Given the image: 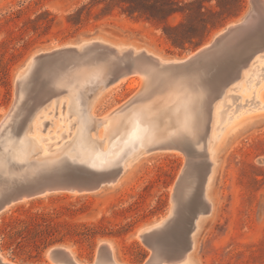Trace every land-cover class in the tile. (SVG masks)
Segmentation results:
<instances>
[{
    "label": "rangeland",
    "instance_id": "374dc122",
    "mask_svg": "<svg viewBox=\"0 0 264 264\" xmlns=\"http://www.w3.org/2000/svg\"><path fill=\"white\" fill-rule=\"evenodd\" d=\"M98 1L0 0V123L15 103L19 70L39 51L64 47L100 35L112 43L132 44L136 48L146 49L164 60L183 59L208 44L226 26L240 21L251 9V0H241L244 7L242 12L237 17H230L236 10V0H220L222 8L216 0H202L208 10L205 12L216 13L213 19L220 21V26L200 46L180 49L174 47L163 34V25L150 22L138 13L130 14V2L121 1L108 7L105 3L96 4ZM228 16L230 18L222 22ZM181 20L182 17L176 15L169 20V24L175 26ZM260 54L256 63L249 68L248 73L252 77H248L243 87L235 89L239 83L236 82L229 93V87L226 88L228 84L225 83L239 73L249 54L227 73L224 86H220L224 87L220 91H225L230 97L226 98L228 101L222 100L223 104L227 103L222 105V109L226 108L223 109V115L226 116L219 123L216 134L227 132L226 129L234 121H240L243 127L228 137L218 136L217 140L222 138V141L219 142L215 157L218 164L209 190L213 208L203 218L196 235V247L191 254L196 264H264V108H260L261 101H264V52ZM253 68L259 69L260 73H254ZM111 69L110 61L93 60L75 70L66 69L62 75L74 79L82 73L90 74V78L96 74L104 77ZM134 79L140 80V86H134ZM38 81L32 82V86L36 87ZM181 81L183 79L176 77L160 79L147 89V82L140 75H134L119 86L103 88L100 93H94L91 82H85L84 85L83 82L79 83V97L72 104L73 110L77 109L80 114L78 135L94 131L95 122L84 116L90 101H93L90 113L95 121L114 116L130 104L136 107L134 111L124 109L110 128L111 140L119 148L125 149L134 141L141 143L137 140L140 136L148 135L145 139L148 142L154 134L171 135L189 129L192 123H186L188 116L178 122L177 114L173 115L176 101H183L181 95H172ZM32 86L28 91L26 89L25 103L29 101L27 106H30V110L26 109L23 121L33 107L34 100L30 95L34 92L37 97L41 92L33 91ZM210 93L215 92H209L202 99L201 113L195 125V142L199 141V157H196L195 162L200 165V178L202 174L206 175L208 168L205 127L213 98ZM233 96L237 98L233 99ZM206 99H210V102ZM239 105L240 108H236ZM74 117L71 118L78 123V117ZM51 124L52 121L47 120L45 128ZM32 134L35 137L34 133H29V136ZM52 135L49 141L48 135L42 134L45 140L40 144L55 143L62 138L55 140V135ZM67 140L70 139L61 141V144ZM166 150L144 155L126 170L116 185L98 192L54 193L11 205L0 214L1 255L14 264H55L48 251L61 246L68 248L78 263L94 264L99 257L100 246L110 243L113 258L118 264L146 263L152 257L154 247H166L169 240L177 239L178 232L165 229L151 236L149 239L153 241L149 244L148 238L141 236V231L167 218L170 211L187 199L189 194L196 199L195 205L199 200L203 203L204 198L201 196L202 186L197 181V173L194 177L196 183L192 184L191 177L186 182V191L178 196L177 185L184 174L188 158L184 151ZM200 183L203 184L202 179ZM194 209L195 206L188 212L189 218L195 212ZM183 230L179 229L180 232Z\"/></svg>",
    "mask_w": 264,
    "mask_h": 264
},
{
    "label": "water",
    "instance_id": "95a60500",
    "mask_svg": "<svg viewBox=\"0 0 264 264\" xmlns=\"http://www.w3.org/2000/svg\"><path fill=\"white\" fill-rule=\"evenodd\" d=\"M261 45H264V0H251V9L240 21L232 22L218 32L208 44L183 59L164 60L146 49L136 48L132 44L124 46L123 43H112L100 35L35 53L19 70L15 103L0 123V214L23 199L62 192L88 194L112 187L119 182L130 162L141 155L168 148L184 151L188 158V164L176 190L178 196L182 195L187 180L195 176V171L199 176L200 165L195 162L199 143L195 142V125L201 113L202 99L209 92L217 90L220 93V84L225 83L227 73L253 51L264 52V46ZM93 60L112 63V69L104 77L98 74L93 78H90V74L79 75L83 85L85 82L94 85V93H99L103 88L115 85L134 73H141L146 77L147 89L160 79H183L172 95L182 96L180 98L183 102L177 109L178 122L188 116L185 121L192 123L190 128L171 135L154 134L146 144L134 141L130 144L131 147H126L121 154L108 158L101 164L66 154L40 157L35 151L26 155L17 153L20 148L16 144L18 134L28 104L25 103L26 86L30 81L37 78L40 84L42 82V86H46L66 69L75 70ZM92 102L88 103L86 109L89 112ZM11 140L13 143L9 144L8 141ZM209 173L210 171H207L205 176L201 175L203 189ZM192 206H195V212L189 218L188 211ZM209 210L207 202L200 201L193 205L188 197L178 203L167 218L146 228L141 236L148 238L150 244L151 236L165 229H172L178 232V236L176 240H169L165 244L167 253L185 254L192 248V234L196 230L199 216ZM180 228L184 229L183 232L179 231ZM158 249L153 248V256L144 264H152ZM48 255L55 264H80L61 246L52 247ZM110 258L108 246L104 243L100 246L99 257L94 264H113Z\"/></svg>",
    "mask_w": 264,
    "mask_h": 264
},
{
    "label": "bare ground",
    "instance_id": "6f19581e",
    "mask_svg": "<svg viewBox=\"0 0 264 264\" xmlns=\"http://www.w3.org/2000/svg\"><path fill=\"white\" fill-rule=\"evenodd\" d=\"M261 46H264V45H261ZM255 51L250 53L251 55L249 54L247 62L242 64V68L240 69L239 73L237 75H234L235 77L233 76V78L231 80H229L227 83H225V85L228 84L227 88L229 87V90H228L229 93L232 90L231 87L233 86V84H235L236 82H239V83H237V85H235V89L237 87H241V86L243 87V84L246 83V80H248V77L251 76V75L249 76V73H248L249 68H251V65L256 61L257 57H259L258 55H261L260 54L261 51H258V53H257V51L256 52ZM256 53H257V55H256ZM92 63L90 65H92ZM86 64H88V63H86ZM261 67H262V65H261ZM88 68L89 67L87 65V69ZM257 68H258V66H257ZM84 69H86V68H84ZM253 70H254V68H253ZM257 70H259V69H257ZM257 70L255 69L254 73L259 74L260 70L259 71H257ZM69 72H72V70L71 71L69 70ZM84 72H85V70H84ZM251 73H252V71H251ZM65 75L64 76L63 75L58 76V78H55V80L50 81L51 84L46 85V86H42V82L40 84L39 81H38V85L36 87L32 86V82H34L35 80H38L37 78L33 79L32 81H30V83L26 86L27 91L32 86L34 88L33 91L40 90L41 92L38 94L37 97L35 96L36 94H34V92H32L33 94L30 95V96L33 97V100H34V102L32 101L33 102V104H32L33 107L31 109V111L26 115V118L24 119V121L22 122L21 129H20V132L18 134V139H17V143H16L17 146L20 147L19 149H17V153H21L23 155H26V153H28V152L35 151V152L39 153L40 157L57 156V155H60V154H66V155H69V156H79L80 158H83V159H86V160H92L94 163H97V164H101V163L105 162L106 159L111 158V157H115V156L121 154V152L124 149L123 148H119V146H117L116 144H114V142H112L111 137H110V130H111L110 128L113 125L115 118L117 119L118 115L120 113L122 114L124 109L130 108V110L134 111V110H136V107L133 108L132 105L130 104V105L126 106L125 108L120 109V111L116 115L108 116V117L105 116L101 120L96 119V121H95L94 117H92L93 114L90 113L92 110L90 112L87 111V114H84V116H86L90 121L95 122L94 126H93L94 127L93 128L94 131L93 132H88L85 135L84 134L83 135H78L79 123H80V114H79L77 109L73 110L72 104H73V101H75L79 97L80 91L77 89V85H79V83L83 82V80H81V78H80L81 76H79L76 79H74V78H71V77L68 78V76L67 75L65 76ZM134 75H137V76L140 75V78L143 79L144 82L146 81V77L143 74L134 73V74H132V75H130L128 77H125V78L121 79L114 86L115 87L119 86L122 82L126 81L127 78H130V77H132ZM133 84H134V86H140V80H135L134 79L133 80ZM259 84H260V82H259ZM220 86H224V84L223 85L221 84ZM220 88H222V87H220ZM141 90H144V89H141ZM246 90H247V88H246ZM169 91H170V89H169ZM247 91H245V92H247ZM224 92L225 91H223V92L220 91V93H218L217 91H215L214 94L210 93V95L213 94V95H211V97H213V98H211V102H210V99L209 100L206 99L207 101L210 102V105H209V102H207L208 103L207 105H209V109H208L209 110V116L207 115L208 118H207V123H206V127H205L206 128V135H207L206 136V140H205V143H206V147L205 148L207 149L206 150V156H207V159H208V168H209V169L207 168V171H210V173H209L210 175H209L207 184L205 185L204 189H203V184L200 183V179H201L200 176L198 177V176L195 175L196 178H197V181L199 182V186L200 185L202 186L201 187L202 188L201 196L204 197L203 198V203L207 202L208 205H209L210 210L206 214H203V215L199 216V218L197 220L196 230L192 234L193 245H192V248L189 251H187L185 254L180 252V253H177L175 255H172L171 253L170 254L167 253L168 252V250H167L168 248H166V247L159 248L157 255L155 256V258H153L152 264H163L165 262H167L168 264H196L191 259L192 258L191 254L195 250L196 243H197L196 235H197L198 231L200 230V225H201V222H202L203 218L205 216H207L208 214H210L212 212V208H213V204L211 203V200L209 199V190H210V187H211V184H212L215 172H216V165L218 164V161H217V159L215 157H216V155H217V153L219 151L218 150L219 142L221 143V141H222V138L220 140H217L218 136L221 135L219 137H222L224 135V136L228 137L231 134L236 133L240 128L243 127V125H242V123L240 121H238V122L234 121V122H232L230 124L228 129H226L227 132H223L222 131L223 133L218 134V135L216 134V130L217 129L219 130V123L222 122L224 120V117L226 116V115L225 116L223 115V109H226V108L222 109V107H223L222 105H225L227 103L225 102L223 104L222 100L230 97V95H228V94H226ZM242 92H243V90H242ZM150 94H152V93L150 92ZM154 95H156V94L154 93ZM210 95H208V97ZM93 96H94V94H93ZM148 98H149V96H148ZM163 98H165V97H163ZM236 98H237L236 96H233V99H236ZM248 98H250V97H248ZM263 98H264V96H263ZM47 100L50 101L48 104L45 103ZM87 101L89 102V100H87ZM224 101H228V100L226 99ZM181 102H183V101H179V100L176 101V106H175V110L176 111H177V109L179 107L178 104H180ZM257 102H259V101H257ZM205 104H206V102H205ZM260 104H261L260 108L263 109L264 108V101H261ZM48 105H49V108L47 109ZM240 105H239V107L237 106L236 108H240ZM29 107L30 106H27V108H29ZM29 110H30V108H29ZM208 110H207V112H208ZM240 110H242V109H240ZM176 111L173 112V115L177 114ZM230 111H232V110L230 109ZM69 113H71L72 115L71 114L69 115ZM238 113H239V111H238ZM241 114H242V112H241ZM74 115L78 117V123L75 122V119L71 118V117H74ZM47 120H51L52 124H51V126L45 128V122ZM169 121H171V120H169ZM168 125H170V124H168ZM100 128H102V129L99 130ZM29 133H34L35 137L33 136V134H32V136H29ZM42 134H45V135L47 134L48 135L47 136V140H49V141L51 139V136H50L51 134L55 135V136L52 135V136H54L53 138L56 137L55 140H57V139L59 140L61 137L62 138L58 142L48 143V144H44L42 146L40 143H42L45 140L42 137ZM62 135H64V136H62ZM147 136L148 135H146V137ZM146 137H141L140 136V138L138 137L137 140H139L141 142L140 144H146L147 143V142H145L146 141L145 140ZM66 139H70V140H67L66 142L61 144V141L66 140ZM8 143L12 144L13 140L8 141ZM67 143H69V145H68V147L65 148L64 146ZM56 144H58V146ZM55 146H57V147H55ZM168 149L171 150L172 148H168ZM23 150H24V152H22ZM44 151H46V153H44ZM145 155H147V154H145ZM143 156L144 155H141L135 161L130 162L128 168H130L135 162H137ZM197 156H198V154H197ZM203 168H204V166H203ZM195 173H197V171ZM194 177H193V181L194 182L192 181V184L196 183V180H195ZM189 198H190L192 203L196 202V199L194 200L193 199L194 197L191 196L190 194H189ZM27 200H29V199H23L22 201H27ZM199 203H200V200H199ZM172 211H173V209L170 211V213ZM163 219H165V218H163ZM145 229L146 228H144L141 231V233ZM105 244H107V243H105ZM107 246H108V251H109L110 257H111L110 259L113 261V264H118L114 260L113 255H112V245L109 243V244H107ZM157 247H160V246H157ZM65 249L69 253V256L73 260H75L72 252L68 248H65ZM0 263L1 264H14V263H11L9 260H7L5 257H3L1 255V253H0Z\"/></svg>",
    "mask_w": 264,
    "mask_h": 264
},
{
    "label": "trees",
    "instance_id": "16d2710c",
    "mask_svg": "<svg viewBox=\"0 0 264 264\" xmlns=\"http://www.w3.org/2000/svg\"><path fill=\"white\" fill-rule=\"evenodd\" d=\"M121 1L131 3L130 14L138 13L150 22L163 25V34L174 47L180 49L200 46L220 26V21L213 19L216 13L205 12L207 8L202 0H99L96 4L105 3L109 7ZM216 2L222 8L221 1ZM243 8L242 1L236 0V10L230 17L239 16ZM176 15H180L182 20L173 26L169 24V20ZM230 17H225L222 22ZM78 20L80 21L81 17Z\"/></svg>",
    "mask_w": 264,
    "mask_h": 264
}]
</instances>
